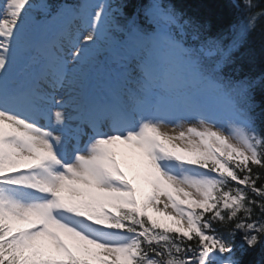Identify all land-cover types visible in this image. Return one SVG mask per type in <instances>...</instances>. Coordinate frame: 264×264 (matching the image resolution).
<instances>
[{"label": "snow or ice", "instance_id": "1", "mask_svg": "<svg viewBox=\"0 0 264 264\" xmlns=\"http://www.w3.org/2000/svg\"><path fill=\"white\" fill-rule=\"evenodd\" d=\"M233 6L212 36L170 0H0V264H253L264 88L226 67L264 0Z\"/></svg>", "mask_w": 264, "mask_h": 264}, {"label": "trees", "instance_id": "2", "mask_svg": "<svg viewBox=\"0 0 264 264\" xmlns=\"http://www.w3.org/2000/svg\"><path fill=\"white\" fill-rule=\"evenodd\" d=\"M180 10L188 12L195 19L204 21L208 34L227 33L229 28L244 19V13L233 6V0H171ZM210 30V31H209ZM258 33H252L239 50L232 54V63L227 68L233 78L245 77L258 80L257 94L264 88V52L261 51ZM246 260L253 264H264V249L257 248Z\"/></svg>", "mask_w": 264, "mask_h": 264}, {"label": "rangeland", "instance_id": "3", "mask_svg": "<svg viewBox=\"0 0 264 264\" xmlns=\"http://www.w3.org/2000/svg\"><path fill=\"white\" fill-rule=\"evenodd\" d=\"M125 170H127V169H125ZM154 215H156V216H157V215H160V214H158V213H154Z\"/></svg>", "mask_w": 264, "mask_h": 264}]
</instances>
